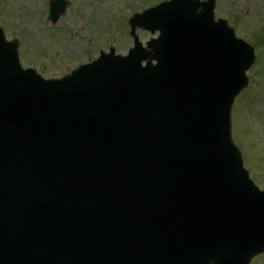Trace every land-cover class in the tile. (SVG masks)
Masks as SVG:
<instances>
[{"label": "water", "instance_id": "obj_1", "mask_svg": "<svg viewBox=\"0 0 264 264\" xmlns=\"http://www.w3.org/2000/svg\"><path fill=\"white\" fill-rule=\"evenodd\" d=\"M214 2L140 16L162 32L152 53L112 51L61 80L23 70L0 30V264H249L264 252V193L230 136L253 51L214 22ZM67 5L51 2L52 23ZM147 57L157 66L142 68Z\"/></svg>", "mask_w": 264, "mask_h": 264}, {"label": "rangeland", "instance_id": "obj_2", "mask_svg": "<svg viewBox=\"0 0 264 264\" xmlns=\"http://www.w3.org/2000/svg\"><path fill=\"white\" fill-rule=\"evenodd\" d=\"M49 1L0 0V27L6 39L19 46L25 68L34 67L48 79L91 62L110 44L125 55L133 40L124 24L145 4L162 0H69L65 15L53 25L48 19ZM216 17L230 18L238 37L256 50V62L248 73L250 86L236 100L232 120L246 168L264 189V0H217ZM138 34L143 45L152 38L144 31ZM251 264H264V254Z\"/></svg>", "mask_w": 264, "mask_h": 264}]
</instances>
